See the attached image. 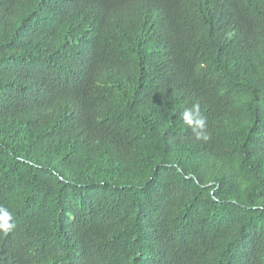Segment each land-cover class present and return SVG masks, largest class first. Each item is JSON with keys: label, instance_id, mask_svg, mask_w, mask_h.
<instances>
[{"label": "trees", "instance_id": "16d2710c", "mask_svg": "<svg viewBox=\"0 0 264 264\" xmlns=\"http://www.w3.org/2000/svg\"><path fill=\"white\" fill-rule=\"evenodd\" d=\"M0 209V264H264V0H0Z\"/></svg>", "mask_w": 264, "mask_h": 264}, {"label": "clouds", "instance_id": "9594fccd", "mask_svg": "<svg viewBox=\"0 0 264 264\" xmlns=\"http://www.w3.org/2000/svg\"><path fill=\"white\" fill-rule=\"evenodd\" d=\"M181 119L185 125L192 128L193 132L196 133L197 139L201 138L202 133L197 129H203L204 119L199 114L197 105H193L192 108H185L181 113ZM207 139L206 136L203 137ZM15 227L13 215L7 210L0 209V232L7 234Z\"/></svg>", "mask_w": 264, "mask_h": 264}]
</instances>
